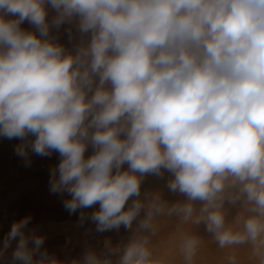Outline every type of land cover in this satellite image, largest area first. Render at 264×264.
<instances>
[{"label":"clouds","instance_id":"9594fccd","mask_svg":"<svg viewBox=\"0 0 264 264\" xmlns=\"http://www.w3.org/2000/svg\"><path fill=\"white\" fill-rule=\"evenodd\" d=\"M0 138L25 167L57 155L50 193L94 225L62 260L27 215L0 264H164L162 219L190 226L182 264L201 226L264 264V0H0Z\"/></svg>","mask_w":264,"mask_h":264},{"label":"rangeland","instance_id":"374dc122","mask_svg":"<svg viewBox=\"0 0 264 264\" xmlns=\"http://www.w3.org/2000/svg\"><path fill=\"white\" fill-rule=\"evenodd\" d=\"M24 26L28 27L27 24ZM17 143L18 140L0 138V240L14 221L31 215L33 219L29 227L37 228L38 234L47 237L45 247L50 252L62 260L82 255L85 229L94 225L88 223L78 228V213L70 215L63 207V198L50 193L49 168L58 163L57 155L51 158L33 155L31 167H25L22 158L14 152ZM142 187L162 189L170 200L179 198L168 193L164 181L155 177H148ZM188 227H178L174 220L162 219L159 222L157 234L153 237V247L154 255L161 258L164 264H182L179 244ZM199 234L204 242L196 264H227L229 250L219 249L210 234L204 232L203 226ZM126 235L123 228L119 234H103L110 236L114 243ZM93 237L90 242L95 244L96 234ZM236 254L240 264H254L245 248L237 249Z\"/></svg>","mask_w":264,"mask_h":264}]
</instances>
